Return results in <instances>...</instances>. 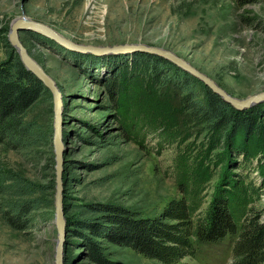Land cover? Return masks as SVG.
<instances>
[{
    "label": "rangeland",
    "instance_id": "374dc122",
    "mask_svg": "<svg viewBox=\"0 0 264 264\" xmlns=\"http://www.w3.org/2000/svg\"><path fill=\"white\" fill-rule=\"evenodd\" d=\"M20 17L44 23L81 43L162 47L208 75L233 97L264 93V0H0V63L19 56L9 33ZM20 36L62 93L63 204L66 220L73 223L70 229L66 227L63 264H160L101 237L96 240L104 259L100 261L78 233L87 230L76 225L100 216L89 204L116 203L152 215L179 196L172 174L176 138L164 141L146 131L137 142L126 137L120 120L127 112L131 115L130 108L124 107L137 98L140 89L134 86L137 73L127 74L129 65L138 53L156 54L134 48L104 53L72 50L29 28H22ZM108 80L125 85L127 95L121 98L118 93L121 106L112 107ZM191 80L189 89L203 101L205 83ZM162 92L156 90L146 97L143 93L142 103L148 101L155 112L167 110L169 117L175 114L179 122L184 114L178 101ZM247 108L254 109L250 121L259 130L245 123L221 133V142L211 150L218 171L207 199L209 203L222 187L233 171V162L243 163L247 156L252 161L244 162L250 168L237 170L259 183L262 195L255 206L264 222V180L256 170L260 161L264 163V98L243 109ZM26 120L36 131L29 148L0 144V175L8 179L0 194V264H55V112L50 91L32 105ZM179 126L187 143L198 149L206 144L209 134L204 126ZM27 202L35 203L27 225L7 224L5 205ZM176 264H234L229 239Z\"/></svg>",
    "mask_w": 264,
    "mask_h": 264
},
{
    "label": "trees",
    "instance_id": "16d2710c",
    "mask_svg": "<svg viewBox=\"0 0 264 264\" xmlns=\"http://www.w3.org/2000/svg\"><path fill=\"white\" fill-rule=\"evenodd\" d=\"M136 58L129 65L127 74L130 77V72L137 73L134 86L140 89L137 98L124 107V110L127 106L130 108L131 115L127 112L120 117L125 126L124 134L137 142L143 140V132L146 131L164 141L176 138L178 146L172 174L179 196L170 199L152 215H144L116 203L89 204L100 216L94 220L77 221L76 225L87 230L86 233H78L87 241L90 254L104 261L101 245L96 241L101 237L116 245H126L160 264H176L187 256H198L207 247L229 239L234 264H264V222L261 211L255 206L262 190L253 178H246L237 170L250 168L244 161L252 159L245 156L243 163L233 162V171L228 173L222 187L215 190L209 203L207 199L218 171V163L211 159V150L216 147V142H221L222 134L229 128H241L247 123L258 131L254 120L250 121L254 109H236L207 85L204 86L205 98L199 101L189 89L191 78L197 79L190 73L158 55L138 53ZM107 82L114 100L111 106H121L118 93L121 98L127 95L125 85L116 80ZM130 85L133 84L130 82ZM156 90H162L164 97L178 101V108L184 114L179 122L175 114L169 117L165 113L167 110L155 112L148 101L147 104L142 103L143 93L146 97ZM49 91L25 67L18 55L0 63V144L23 149L30 147L36 131L34 124L26 120L27 112L42 94ZM131 94H135L134 90ZM180 123L204 126L209 134L206 147L200 145L198 149V145L187 143L186 133L178 131ZM256 170L264 180L262 161ZM7 180L0 175V194L3 192L1 185ZM5 206L3 217L7 224L26 226L35 203ZM67 223L70 229L73 223L69 220Z\"/></svg>",
    "mask_w": 264,
    "mask_h": 264
},
{
    "label": "water",
    "instance_id": "95a60500",
    "mask_svg": "<svg viewBox=\"0 0 264 264\" xmlns=\"http://www.w3.org/2000/svg\"><path fill=\"white\" fill-rule=\"evenodd\" d=\"M22 28H29L38 32H41L49 38L55 40L66 48L77 51H90V52H121L127 48L140 49L152 54H156L184 69L191 75L200 79L205 83L211 90L219 94L226 102L230 103L237 109H243L250 107L253 103L258 102L264 98V93L251 95L244 99L233 97L220 87L212 78L202 73L186 60L175 54L171 50L164 49L158 46L152 45H138V44H113V45H94L86 44L75 41L68 38L58 31L54 30L50 26L30 20L27 17L17 20L10 28L9 40L14 48L19 53V57L25 67L35 74L47 87L53 95L54 99V136L53 145L55 150V173H56V193H55V213H56V226H57V246L55 255V264H63L64 247L66 242L67 233V220L64 214L63 204V163H64V146L62 137V112H63V100L62 93L56 83V81L45 71V69L29 54L27 47L23 43L20 30Z\"/></svg>",
    "mask_w": 264,
    "mask_h": 264
},
{
    "label": "bare ground",
    "instance_id": "6f19581e",
    "mask_svg": "<svg viewBox=\"0 0 264 264\" xmlns=\"http://www.w3.org/2000/svg\"><path fill=\"white\" fill-rule=\"evenodd\" d=\"M23 17H20V19H22Z\"/></svg>",
    "mask_w": 264,
    "mask_h": 264
}]
</instances>
